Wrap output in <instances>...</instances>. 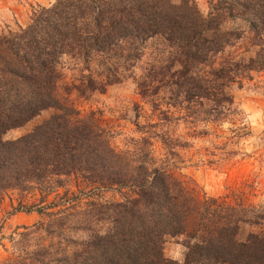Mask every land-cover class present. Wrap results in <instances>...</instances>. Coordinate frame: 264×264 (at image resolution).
Listing matches in <instances>:
<instances>
[{
    "label": "trees",
    "instance_id": "16d2710c",
    "mask_svg": "<svg viewBox=\"0 0 264 264\" xmlns=\"http://www.w3.org/2000/svg\"><path fill=\"white\" fill-rule=\"evenodd\" d=\"M65 68L77 72L71 82ZM261 71L264 0H208L206 12L198 0L34 6L26 25L0 32V217L39 220L16 228L0 264H264L254 186L211 196L177 165L190 139L209 134L202 125L233 120L234 143L252 134L231 89ZM130 78L151 119L137 112L141 135L119 148L101 115L82 114L71 95ZM179 123L186 135L172 133ZM176 238L182 260L165 252Z\"/></svg>",
    "mask_w": 264,
    "mask_h": 264
},
{
    "label": "rangeland",
    "instance_id": "374dc122",
    "mask_svg": "<svg viewBox=\"0 0 264 264\" xmlns=\"http://www.w3.org/2000/svg\"><path fill=\"white\" fill-rule=\"evenodd\" d=\"M55 0H0V32L16 29L18 25L29 22L32 8L37 4L49 5ZM203 11L208 10V0H198ZM66 81L71 82L77 72L65 68ZM251 79H246L243 87L233 86L236 106L241 111L242 122L252 131L238 143L230 141L232 129L237 126L233 120L222 126L202 125L209 134L190 139L191 145L182 149V159L177 162L179 172L193 178L204 191L211 196L232 195L235 190L246 188L255 203L264 204V71L253 72ZM75 105L82 114L91 110L98 112L105 124L114 132V143L119 148L131 144L132 138L141 134L136 126V114L140 112V123L151 119V108L140 94L137 82L127 79L122 83L109 86L104 92L94 91L86 96L71 95ZM51 110L44 111L38 118L26 126L11 130L5 139H15L30 131L37 123L47 118ZM172 133L186 135L188 128L184 123L172 124ZM231 142V143H230ZM154 151L158 157H164L165 150L159 141L154 143ZM224 151H234L230 160L221 157ZM6 213L0 217V260L7 257L12 244L10 237L18 226L31 225L39 220L37 214L19 213L3 221ZM3 237V238H2ZM2 238V239H1ZM181 238L169 240L166 244V255L175 259L184 258L185 247Z\"/></svg>",
    "mask_w": 264,
    "mask_h": 264
}]
</instances>
